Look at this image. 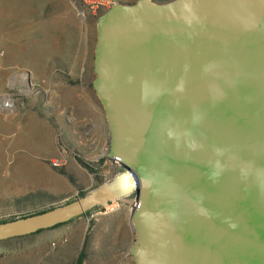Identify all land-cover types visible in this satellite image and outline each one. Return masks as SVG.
Segmentation results:
<instances>
[{
    "label": "water",
    "instance_id": "95a60500",
    "mask_svg": "<svg viewBox=\"0 0 264 264\" xmlns=\"http://www.w3.org/2000/svg\"><path fill=\"white\" fill-rule=\"evenodd\" d=\"M109 1L93 88L120 172L0 241L134 195L135 264H264V0Z\"/></svg>",
    "mask_w": 264,
    "mask_h": 264
},
{
    "label": "rangeland",
    "instance_id": "374dc122",
    "mask_svg": "<svg viewBox=\"0 0 264 264\" xmlns=\"http://www.w3.org/2000/svg\"><path fill=\"white\" fill-rule=\"evenodd\" d=\"M108 9L92 12L83 0H0V94L9 92L12 81L20 80L19 73L29 71L32 100L65 105L78 93L98 97L93 88L97 25ZM27 83L25 80L22 85L27 87ZM56 89L62 93L59 100ZM85 101L82 104L88 107ZM48 119L57 128L59 142L60 136H71L74 120L69 112L63 110L60 117L49 114ZM110 140L109 136L108 145ZM71 144L69 141L68 146ZM74 153L69 152L67 163L55 169L60 179L28 192L15 189L14 210L1 216L0 222L73 201L120 172L107 153L97 156L100 150L94 153L98 158L91 161L79 151ZM128 200L134 204L135 196ZM132 203H117L107 211L98 207L56 228L0 241V264H78L81 254L85 256L82 264H135L130 252L136 240Z\"/></svg>",
    "mask_w": 264,
    "mask_h": 264
},
{
    "label": "crops",
    "instance_id": "0c3cea01",
    "mask_svg": "<svg viewBox=\"0 0 264 264\" xmlns=\"http://www.w3.org/2000/svg\"><path fill=\"white\" fill-rule=\"evenodd\" d=\"M19 75L20 80L12 81L9 92L0 94V217L13 212L15 189L28 192L60 179L55 170L58 168L48 162L70 159L69 152L75 154V150L91 161L105 156L109 148L110 129L103 106L94 93L85 96L78 93L65 105L60 101L32 100L30 85H22L27 79ZM54 93L57 99L61 98L58 89ZM83 100L88 107L82 104ZM63 110L69 112L74 122L71 136H60L59 142L57 128L48 117L49 114L60 117ZM69 141L73 145L68 146ZM99 150L97 157L94 153Z\"/></svg>",
    "mask_w": 264,
    "mask_h": 264
},
{
    "label": "built area",
    "instance_id": "2783aa9c",
    "mask_svg": "<svg viewBox=\"0 0 264 264\" xmlns=\"http://www.w3.org/2000/svg\"><path fill=\"white\" fill-rule=\"evenodd\" d=\"M83 1L85 5L89 8V10H91L92 12H96L104 8L108 9L110 5H113V3L109 0H83ZM65 164H66V160L64 159H55L51 161V165L54 168L63 167Z\"/></svg>",
    "mask_w": 264,
    "mask_h": 264
},
{
    "label": "trees",
    "instance_id": "16d2710c",
    "mask_svg": "<svg viewBox=\"0 0 264 264\" xmlns=\"http://www.w3.org/2000/svg\"><path fill=\"white\" fill-rule=\"evenodd\" d=\"M81 163H82V162H81ZM82 165H83L84 167L88 168L91 172L94 171V169H92L91 167L85 165L84 163H82ZM58 226H60V225H58ZM58 226H56V227H58ZM56 227H55V228H56ZM84 259H85V256H84L83 254H81V256H80V258H79V262H78V264H82L83 261H84Z\"/></svg>",
    "mask_w": 264,
    "mask_h": 264
}]
</instances>
